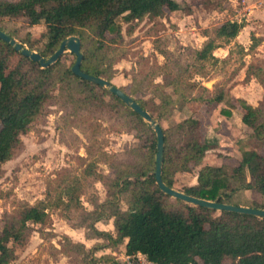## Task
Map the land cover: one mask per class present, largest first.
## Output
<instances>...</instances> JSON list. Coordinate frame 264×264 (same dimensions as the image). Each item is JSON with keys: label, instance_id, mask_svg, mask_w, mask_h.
Listing matches in <instances>:
<instances>
[{"label": "trees", "instance_id": "16d2710c", "mask_svg": "<svg viewBox=\"0 0 264 264\" xmlns=\"http://www.w3.org/2000/svg\"><path fill=\"white\" fill-rule=\"evenodd\" d=\"M180 11L186 8L179 0H0V22L24 19L31 26H46L41 36L43 48L38 50L43 57L54 54L63 40L77 36L81 39L82 70L110 82L119 62V50L116 53L111 49H119L114 46L131 36L146 18L167 17V12ZM242 27V23L227 20L206 30L211 34L196 50V60L218 61L214 51L235 39ZM8 34L16 37L12 31ZM21 42L31 50L35 47L29 39ZM161 54L166 59L161 66V80L145 77L137 84L133 78L128 94L163 129V181L176 189L178 175L199 167L196 183L185 184L180 191L209 201L264 209V153L259 151L264 150V100L257 106L242 104V122L251 130L252 146L243 150L241 158L233 165H203L211 146L203 139L199 115L191 114L168 127L162 121L193 102L218 105L224 94L220 91L210 98L196 96L192 93L196 86L208 89L192 82V73L172 52ZM69 55L70 62L63 54L56 63L43 68L0 38V175L2 165L23 148L22 136L62 97L93 113H117L141 142L130 149L132 160L112 163L114 176L99 171L96 161L89 159L92 151L87 148V157H79L84 167L79 176L57 182L58 187L49 186L45 198L34 204L20 203L0 227V264H12L17 246L28 242L34 225L51 221L52 209L78 211L83 218L78 226L84 227L88 236L103 239L87 248L63 235L60 253L69 256L64 250H75L84 264H121L112 255L96 257L94 253L124 243L126 255L142 253L153 264H264V217L196 206L163 192L155 179L156 132L119 97L75 75L72 66L76 55ZM252 77L264 88L262 66H248L245 81ZM120 88L126 92L125 87ZM142 88L150 92L151 98L135 97ZM221 112L230 114L225 108ZM84 180L100 181L107 188L104 202L93 200L92 210L86 209L81 200L87 183ZM248 191L255 196L242 199V193ZM105 218H113L115 236L97 229L96 222Z\"/></svg>", "mask_w": 264, "mask_h": 264}, {"label": "rangeland", "instance_id": "374dc122", "mask_svg": "<svg viewBox=\"0 0 264 264\" xmlns=\"http://www.w3.org/2000/svg\"><path fill=\"white\" fill-rule=\"evenodd\" d=\"M179 1L186 11L167 12V17L146 18L136 27L131 36H125L121 44L114 46L119 49H111L116 53L119 50L117 53L119 62L115 65L116 72L112 83L118 87H125L126 92L129 93L133 78L137 84L145 77L148 80L160 81L161 73H163L161 66L166 62L161 52H172L174 58H178L188 67L189 72L192 73V82L208 89L205 91L196 86L192 91L193 94L210 98L221 91L225 97L224 104L236 111L232 125L238 128L237 133L235 131L236 134L234 132L230 134L231 129L225 125L221 129L218 128L219 137H216L211 128L210 110L213 105L193 104L194 102L190 105L193 106L191 110L199 115L202 125L204 124L202 127L204 141L217 148L222 154L212 153L214 158L208 160L207 157L206 161L214 166L233 165L236 163L233 159L239 156L237 154L227 156L231 154V147L241 150L252 146L249 129L240 123L242 104L256 105L264 100V93L257 82L250 81L246 84L244 81L243 59L250 60L251 57L245 55L243 46L240 44L234 45L232 53L225 61L218 59L216 62L201 63L196 60V48L203 44L200 35L208 28L207 26L227 18V15L223 14L224 11L220 10H234L231 5L233 0ZM216 11L217 14H212ZM263 19L264 15L261 17V20ZM256 25L262 32L263 21H259ZM195 26L198 32H195ZM0 27L6 33L14 32L15 39L20 42L22 39H29L35 45L33 51L38 52L43 48L44 42L41 36L46 31L44 24L31 26L24 19H6L0 22ZM251 42L253 44L256 40ZM250 51H252L251 55L264 62V48L261 51L257 49ZM70 53L69 51L64 53V58L68 62L72 58ZM222 55L223 52L219 53V56ZM13 62L16 60L13 59ZM211 80H214L212 86L207 87L206 83ZM151 96L150 92L143 88L135 95L139 99H149ZM192 111L176 109L169 120L162 121V125L168 127L190 116ZM222 137L232 141L229 146L226 142L219 144L218 141ZM22 140L23 148L2 165L0 227L4 225L6 216L12 215L20 203L34 204L45 198L49 186L55 188L58 187L57 182L79 176L84 168L79 157H87V148L92 151V157L89 156V159L96 161L99 171L107 176H114L112 163L118 161L125 163L132 160L130 149L141 142L134 131L128 130L126 123L118 117L117 113L109 110L93 113L80 106L75 107L71 100L63 97L50 107L48 115L31 126L30 131L22 136ZM221 146L222 149H220ZM98 149L100 152L96 151ZM259 151L264 153L263 149ZM224 153L227 155H223ZM197 170L194 168L191 173L178 175L176 189L181 190L185 184L194 183ZM85 182L87 183H84L85 192L81 200L86 209L92 208L93 200H98L99 203L104 202L107 196L106 186L100 181ZM254 196L255 194L249 191L242 193L244 200ZM50 212L51 221L43 226L34 225L28 242L17 246V257L12 264H84L82 256L75 250H64L69 253V256L59 251L62 248L60 243L63 240V233L71 227H78L79 223L83 222V218L78 215V211L52 209ZM110 226L111 222L110 225L107 222L100 224V227L105 230H110ZM116 257H119V254ZM121 260L125 264V257Z\"/></svg>", "mask_w": 264, "mask_h": 264}, {"label": "crops", "instance_id": "0c3cea01", "mask_svg": "<svg viewBox=\"0 0 264 264\" xmlns=\"http://www.w3.org/2000/svg\"><path fill=\"white\" fill-rule=\"evenodd\" d=\"M231 5L234 7L233 8L234 10H231V9L220 10V11H224L223 14L227 15V18L224 19V20H221V22H219V23L207 26L208 28H206V30L211 31V29L213 27L218 26V25L222 24L224 21H227V20L237 21L238 23H242L243 24V27H242L241 31L235 37V39H233L229 44H225V45H223L221 47H218L214 51V55L219 59V61H221V60L225 61L227 59V57L230 56V54L232 53V49H233L234 45H236V44L242 45L243 46V51H245V55L251 57L250 60L243 59L242 67H245V71H244V81H245L246 72H247L248 66L251 63L259 64L260 66H262L264 68V62L261 61L260 59H258L256 56L251 55L252 51H250L252 49H257L258 51H261L262 48H264V28H262L263 30H262V32H260V27H258V25H256V24L259 23V21H263V23H264V19L261 20V17H263V15H264V0H246L245 6H244V4L242 5V0H238L237 2L235 0H233L231 2ZM217 13L218 12L216 11L215 13H212V14H217ZM254 20H258V21L257 22H252ZM195 29H196L195 30V32H196L198 30L196 28V26H195ZM256 29H258V30H256ZM206 30L203 31L204 33L202 32L203 34L200 35L201 39H203L202 40L203 44L200 47H197L196 49H200L206 43V41L209 39L208 35H210L211 33L210 32L208 33V31H206ZM259 37H261V38H259ZM251 40H254V41L256 40V42L252 44ZM218 52L219 53L223 52V55L219 56ZM257 56L260 57L259 54H257ZM218 80H219V78L217 79V81ZM250 81L257 82L261 86L262 92L264 93L263 86L254 77H252L249 81H247V82L245 81V82H246V84H248V82H250ZM229 93H230V88H229ZM223 101H225V99H223ZM223 101L221 103H219L218 105H215V106L211 107V110H210L211 111L210 117L212 118L211 128H212L214 136H216V137H219L218 128L221 129L222 126L225 127V125H226L229 129H231L230 130V134H231V132L235 133V131L237 133L236 129H238V128H234L233 125H232V121H234L233 117L236 114V111L234 109H232L231 107L227 106L226 104H224ZM193 104H195V102ZM258 104H259V102L256 105H253V106H257ZM190 105L191 104H188L187 106H185L183 108V110L189 109L190 111H192L191 109H193V106H190ZM189 106H190V108H189ZM222 108H225L226 110H229L230 114L227 115V116L224 115L221 112ZM191 113L195 114L194 111H192ZM242 115H243V110H242L241 115H240V123L241 124L243 123L242 122ZM203 126H204V124L202 125V127ZM249 131L251 133L250 129H249ZM218 142H219V144H221L222 142H226V145L229 146V144L232 141L229 140V139L228 140L224 139L222 137ZM232 144H234V143H232ZM211 147L212 148L207 152V154H206V156H205V158L203 160V165L205 164V165H213L214 166V164L208 163L206 161L207 157H208V160H212L214 158V155L212 153H214L215 155H222L217 148H214L213 146H211ZM222 148L223 147L221 146L220 149H222ZM245 149H247V147H244V149L239 150V149L234 148V146H233V147H231V150H232L230 152L231 154L227 155V154L224 153L223 155L229 156V155L237 154L239 157L233 159V160H235L237 162L241 158V154L243 152L242 150H245ZM232 158H234V156H232ZM197 169H199V167ZM196 176H195V182L194 183H196ZM194 183H192V184H194ZM188 185H191V184H188ZM92 209H93V206H92V208H88V210H92ZM104 222L105 223L107 222V224L109 223V225H110V222H111V226L109 228L110 230H105V229L100 227V224H103ZM95 225H96L97 229L109 232V233H111V234H113L115 236V227H114V224H113V218L102 219V220L96 222ZM63 234L67 235L73 241L85 244L87 248H92L93 246L103 242V239H101V238H97V237H94V236H92V237L88 236L87 235V230L84 227H79V226L78 227H71L68 230H66ZM118 251L120 253H118ZM94 254H95L96 257H101L102 255H106V254L112 255V256L115 257L116 261L120 262L121 264H123L121 258H123V257L126 258V256H127L126 253H125V243L124 244H120L116 248L105 247V248L99 249ZM118 254H119V257H116V255H118Z\"/></svg>", "mask_w": 264, "mask_h": 264}, {"label": "water", "instance_id": "95a60500", "mask_svg": "<svg viewBox=\"0 0 264 264\" xmlns=\"http://www.w3.org/2000/svg\"><path fill=\"white\" fill-rule=\"evenodd\" d=\"M0 38L13 46V48L21 52L23 55L29 57L31 60L39 62L43 68H46L56 63L65 52L69 51L76 55V61L72 66V72L92 83H95L102 88L107 89L110 93L119 97L127 106H129L134 112L138 113L146 122L149 123L150 127L156 132L157 135V153H156V170L155 179L159 188L166 194L188 202L196 206H203L214 210L220 211H234L239 213L253 214L264 217V209L252 208L244 205H234L223 203L219 201H209L195 196L188 195L180 190L169 187L162 178V167L164 161V132L160 123L155 120L150 113L145 110L130 94L122 90V88L114 85L109 80L98 77L87 72H84L81 68L83 61V53L81 51V39L77 36H70L63 40L54 54L50 57H43L39 52L33 51L30 48L23 45L22 42L11 37L8 33L0 29ZM214 80L206 83L207 87H211Z\"/></svg>", "mask_w": 264, "mask_h": 264}, {"label": "built area", "instance_id": "2783aa9c", "mask_svg": "<svg viewBox=\"0 0 264 264\" xmlns=\"http://www.w3.org/2000/svg\"><path fill=\"white\" fill-rule=\"evenodd\" d=\"M246 0H242V5L245 6ZM125 264H153L152 261L148 260L147 257L142 253L135 255H127L125 258Z\"/></svg>", "mask_w": 264, "mask_h": 264}]
</instances>
